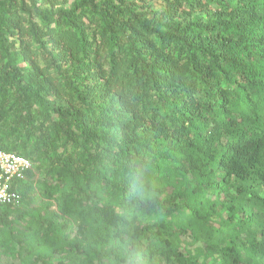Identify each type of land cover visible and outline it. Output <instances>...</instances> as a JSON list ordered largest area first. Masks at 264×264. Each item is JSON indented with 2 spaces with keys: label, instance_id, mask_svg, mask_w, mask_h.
Here are the masks:
<instances>
[{
  "label": "trees",
  "instance_id": "1",
  "mask_svg": "<svg viewBox=\"0 0 264 264\" xmlns=\"http://www.w3.org/2000/svg\"><path fill=\"white\" fill-rule=\"evenodd\" d=\"M48 2L0 0V255L264 264V0Z\"/></svg>",
  "mask_w": 264,
  "mask_h": 264
},
{
  "label": "built area",
  "instance_id": "2",
  "mask_svg": "<svg viewBox=\"0 0 264 264\" xmlns=\"http://www.w3.org/2000/svg\"><path fill=\"white\" fill-rule=\"evenodd\" d=\"M32 166L28 157L0 147V208L6 205H21L22 195L17 183Z\"/></svg>",
  "mask_w": 264,
  "mask_h": 264
},
{
  "label": "rangeland",
  "instance_id": "3",
  "mask_svg": "<svg viewBox=\"0 0 264 264\" xmlns=\"http://www.w3.org/2000/svg\"><path fill=\"white\" fill-rule=\"evenodd\" d=\"M40 1H46V0H40ZM74 1L75 0H52V2L44 3V6L51 8V7H53V4H54L56 6H67L68 7ZM20 208L24 209L25 205L21 204ZM1 228H2V231L0 232V241H1V243L4 241V245L8 246L10 244V240L14 239L15 245L12 246V250L14 251L18 247V244L16 243L18 237L16 236L14 238V237L6 235V233H7L6 230H10L8 228V225L7 226H2ZM22 228H23V225H22L21 222L15 223L14 230H13L15 232V235H17L19 230L22 229ZM185 245L187 246V248H190L189 251L191 252V254L195 253L197 251V245H190L189 244V240H188V242L183 244L184 249H185ZM13 251L11 253H9V255H5V254L0 255V264H17L18 260L16 259ZM0 254H2V253L0 252ZM214 258H215V256L211 257L210 263L214 262ZM217 264H221V262H219Z\"/></svg>",
  "mask_w": 264,
  "mask_h": 264
},
{
  "label": "clouds",
  "instance_id": "4",
  "mask_svg": "<svg viewBox=\"0 0 264 264\" xmlns=\"http://www.w3.org/2000/svg\"><path fill=\"white\" fill-rule=\"evenodd\" d=\"M142 179V176L138 172H134L131 174V181L133 182V184L141 183Z\"/></svg>",
  "mask_w": 264,
  "mask_h": 264
}]
</instances>
